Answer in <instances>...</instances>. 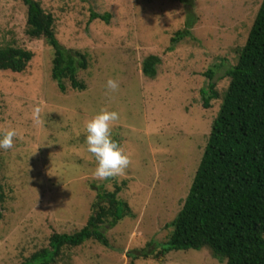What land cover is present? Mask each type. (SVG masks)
I'll return each mask as SVG.
<instances>
[{
  "label": "rangeland",
  "instance_id": "obj_1",
  "mask_svg": "<svg viewBox=\"0 0 264 264\" xmlns=\"http://www.w3.org/2000/svg\"><path fill=\"white\" fill-rule=\"evenodd\" d=\"M37 1L55 16L60 45L87 55L88 67L79 71L87 89L66 83V93L60 91L51 78L54 49L26 33L24 0H0V47L34 54L22 73L0 70V134L17 133L11 149H0V264H22L48 248L54 233L81 230L97 188L113 191L115 185L133 214L106 229L110 247L87 242L64 250L56 264H131L128 252H154L169 240L229 86L227 71L237 63L263 0ZM190 15L194 25L186 29ZM178 30L186 34L173 45ZM150 56L160 60L156 77L143 73ZM109 78L119 89L106 95ZM210 83L218 98L206 108L201 91L208 93ZM36 106L39 123L32 119ZM101 108L120 113L111 138L130 159L122 175L107 180L93 178L95 161L82 131ZM133 264L226 261L204 248Z\"/></svg>",
  "mask_w": 264,
  "mask_h": 264
},
{
  "label": "trees",
  "instance_id": "obj_2",
  "mask_svg": "<svg viewBox=\"0 0 264 264\" xmlns=\"http://www.w3.org/2000/svg\"><path fill=\"white\" fill-rule=\"evenodd\" d=\"M24 3L27 35L45 40L54 49L51 78L60 91L66 93V83L74 90L85 91L87 85L79 79V71L87 69V55L60 45L55 32L56 18L43 9L41 2ZM92 18L109 22L111 15L93 14ZM192 18L190 15L186 29L193 28ZM185 34L175 32L172 44L180 43ZM33 57L30 50L12 45L0 47V70L22 73ZM159 64L158 57H147L143 73L156 77ZM227 76L229 86L189 193L170 224L169 240L154 252H128L131 264L138 258L161 261L172 251L204 248L226 264H264V0L245 45L238 49L237 63L228 69ZM201 92L203 96L207 94L206 108L211 99L218 98L214 83L209 84L208 93ZM113 140L120 147L119 140ZM115 186L113 191L105 186L97 188L92 214L81 230L73 234L54 233L48 248L35 252L22 264H56L64 250L91 241L109 248L106 229L133 214L128 203L119 197L123 188Z\"/></svg>",
  "mask_w": 264,
  "mask_h": 264
},
{
  "label": "clouds",
  "instance_id": "obj_3",
  "mask_svg": "<svg viewBox=\"0 0 264 264\" xmlns=\"http://www.w3.org/2000/svg\"><path fill=\"white\" fill-rule=\"evenodd\" d=\"M118 89L117 80L109 78L106 81V95L115 93ZM40 113L39 106L33 108L32 119L37 123L40 122ZM120 118L118 111L101 108L83 123L82 131L85 137L86 151L92 155L95 161V168L92 172L95 179L107 180L122 175L130 164L129 156L124 154L117 142L111 138V128ZM16 136L15 129H9L0 134V149H11Z\"/></svg>",
  "mask_w": 264,
  "mask_h": 264
}]
</instances>
